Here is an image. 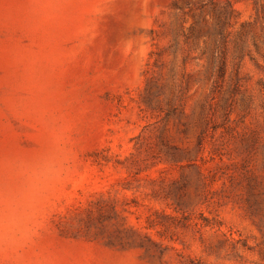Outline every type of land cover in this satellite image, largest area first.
Masks as SVG:
<instances>
[{
	"label": "rangeland",
	"instance_id": "obj_1",
	"mask_svg": "<svg viewBox=\"0 0 264 264\" xmlns=\"http://www.w3.org/2000/svg\"><path fill=\"white\" fill-rule=\"evenodd\" d=\"M0 264H264V0H0Z\"/></svg>",
	"mask_w": 264,
	"mask_h": 264
}]
</instances>
